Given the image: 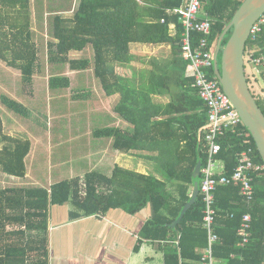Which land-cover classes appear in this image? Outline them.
<instances>
[{
    "label": "trees",
    "instance_id": "16d2710c",
    "mask_svg": "<svg viewBox=\"0 0 264 264\" xmlns=\"http://www.w3.org/2000/svg\"><path fill=\"white\" fill-rule=\"evenodd\" d=\"M242 1L202 3V13L211 20L209 41L214 47ZM182 3L183 0H75L70 14H53L46 62L67 65L71 71L91 69L106 96L119 94L114 110L129 124L125 129L96 128L92 135L111 138L112 147L121 152H135L153 166L157 176L115 165L110 174L91 170L46 187H0V264H49V210L52 205L66 203L71 206L70 220L101 216L111 208L133 214L149 206L151 215L140 230L135 249L143 241H150L163 253V264H200V250L206 245L201 196L175 227L169 225L189 199L197 161L204 165L207 159L203 129L206 107L192 77L186 75L187 61L182 58L180 46L182 26L176 15L166 12ZM31 13V0H0V60L19 71L21 90L28 96L33 95V76L41 67ZM170 23H175L174 35L169 33ZM229 34L230 31L223 42ZM132 42L169 44L172 51L171 58L147 71L145 83L139 86L120 67L131 61ZM87 47L92 50L91 58L70 57L71 52ZM251 50L254 56L264 54V29L256 41L247 42L246 52ZM47 82L55 88L70 85L66 75H51ZM153 94H168L169 100L155 103ZM255 99L264 114V94ZM1 102L15 113H26L23 104L11 97L3 96ZM245 139L248 144L243 143ZM0 142V172L23 178L30 141L5 133L0 118ZM219 142L218 157L228 176L247 146L254 149L256 160L262 161L242 124L236 133L227 131ZM253 185L251 201L241 196L236 184L219 186L215 191L214 230L219 241L213 255L226 264H264V173L254 178ZM247 213L251 216L250 235L248 242L241 245L237 230Z\"/></svg>",
    "mask_w": 264,
    "mask_h": 264
},
{
    "label": "crops",
    "instance_id": "0c3cea01",
    "mask_svg": "<svg viewBox=\"0 0 264 264\" xmlns=\"http://www.w3.org/2000/svg\"><path fill=\"white\" fill-rule=\"evenodd\" d=\"M53 1L54 0H31V29L33 38L39 44V47L42 43L43 29L41 11H43V14L46 16V21L50 27L53 14L55 12L70 14L72 3H74L75 0L65 1L66 3L64 5L56 4ZM129 48L132 57L131 61L129 64L124 65V67H120L124 68L125 73L129 74V77H132L133 82L137 86L145 83L147 71H149L154 64L161 63L172 56L169 44L132 42L129 44ZM70 57L77 59L91 58L92 50L90 47H87L81 51L71 52ZM0 62L3 73L18 75L19 77L20 73L18 70L8 67L1 60ZM43 65L41 61V67L33 76V91L34 84L37 82V74L49 73V69L45 68V66L44 70H42ZM51 66L53 67L52 72L60 71L61 74L68 76L70 81L69 86L75 85V81H72L73 76L77 79L76 85L81 84L86 86L90 84V82L95 85L96 100L98 101V106L103 110L102 114L104 115L102 117H104V121L106 122V125L103 127L118 126L123 129L129 127V124L114 110L119 101V94L115 93L106 96L91 69L71 71L68 69L67 65ZM152 100L155 103H165L169 100V96L168 94H153ZM8 134L12 135V132L9 131ZM111 143L112 139L108 138L107 144L110 149H89L88 153L87 151L84 152V157L79 159V161L87 164V166H85L81 172L73 174V176L69 178L95 170L94 167L102 166L107 160L110 173L112 168L118 165L125 169L145 174L152 173L157 176L153 171V166L147 160L137 157L135 152L126 153L114 149ZM31 150L32 149H30V152ZM28 155L25 158V176L18 179L20 182L12 178L9 181H15L18 183V186L46 187L42 185L37 178H33L28 174L26 164ZM28 178H30V180ZM25 180H28V182H25ZM22 181L24 184H20ZM51 183L53 182L50 181L49 185ZM70 207L69 203L52 205L50 207L48 218L49 264H163V253L157 250L153 242L143 241L140 246H138V249H135L140 230L151 215L149 206L133 214L121 208H111L101 216L93 215L80 217L74 220L69 219ZM217 261L221 264H226L224 260Z\"/></svg>",
    "mask_w": 264,
    "mask_h": 264
},
{
    "label": "rangeland",
    "instance_id": "374dc122",
    "mask_svg": "<svg viewBox=\"0 0 264 264\" xmlns=\"http://www.w3.org/2000/svg\"><path fill=\"white\" fill-rule=\"evenodd\" d=\"M65 1L54 0L53 2L64 5ZM45 18L41 11L43 29L40 55L42 65L44 64L42 70L45 66L49 69V73L37 74L33 96L30 97L21 90L20 74L18 77V75L3 73L0 67V118L5 133L8 134L10 131L12 135L30 141L32 150L26 160L28 174L37 178L42 185L48 186L50 181L54 183L81 172L87 166L79 161L84 157V152L88 153L89 149L110 148L107 137L97 138L92 135L94 129L106 125L102 117L103 110L96 100L95 85L91 82L86 86L76 85L77 79L74 76L72 80L75 81L74 86L55 88L48 85L49 76L63 74L60 71L52 72L53 67L46 62L47 45L51 41V36L50 27ZM245 73L251 92L255 97L261 98L264 94L263 77L252 70L247 61ZM3 96L22 103L26 113L18 114L6 108L1 102ZM1 144L0 142V146ZM94 168L105 174L110 173L108 160L102 166ZM11 178L20 182L19 178L0 172V187L16 186L18 183L9 181ZM20 184H24L23 181ZM217 262L216 260L215 264ZM218 264L221 263L218 262Z\"/></svg>",
    "mask_w": 264,
    "mask_h": 264
},
{
    "label": "built area",
    "instance_id": "2783aa9c",
    "mask_svg": "<svg viewBox=\"0 0 264 264\" xmlns=\"http://www.w3.org/2000/svg\"><path fill=\"white\" fill-rule=\"evenodd\" d=\"M204 1L183 0L180 6L166 9V12L176 15L182 26L180 46L182 58L187 61L186 75L192 77L193 86L206 107L207 123L203 129L207 159L205 164L201 165L198 181L199 195L204 205L202 225L206 231V245L200 250V264H215L213 247L219 241L214 230L215 191L219 186L236 184L239 186L241 196L251 201L254 196V178L263 176L264 163L256 160L254 149L247 146L239 153L237 164L232 174L228 176L224 172L223 160L218 157L221 150L219 139L227 131L236 133L242 122L213 72L215 47L209 41L211 20L202 13ZM263 29L264 13L252 25L248 41H256ZM169 33L175 34V23L169 24ZM244 60L249 63L252 70L264 77L263 53L254 56L252 50L245 52ZM243 143L248 144V139ZM250 228L251 216L247 213L242 216L237 230L241 245L248 242Z\"/></svg>",
    "mask_w": 264,
    "mask_h": 264
},
{
    "label": "water",
    "instance_id": "95a60500",
    "mask_svg": "<svg viewBox=\"0 0 264 264\" xmlns=\"http://www.w3.org/2000/svg\"><path fill=\"white\" fill-rule=\"evenodd\" d=\"M263 13L264 0L242 1L216 40L213 72L219 80L222 90L236 109L242 124L251 135L264 163V114L249 88L244 60L250 29ZM229 31L228 38L223 42ZM201 165V161H197L192 173L194 181L189 199L183 205L178 217L169 224L170 227H175L180 222L185 212L198 197V178Z\"/></svg>",
    "mask_w": 264,
    "mask_h": 264
}]
</instances>
